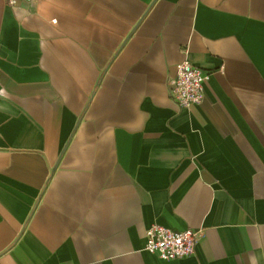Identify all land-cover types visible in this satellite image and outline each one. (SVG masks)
Segmentation results:
<instances>
[{"label":"crops","instance_id":"1","mask_svg":"<svg viewBox=\"0 0 264 264\" xmlns=\"http://www.w3.org/2000/svg\"><path fill=\"white\" fill-rule=\"evenodd\" d=\"M0 264H264V0H0Z\"/></svg>","mask_w":264,"mask_h":264},{"label":"built area","instance_id":"2","mask_svg":"<svg viewBox=\"0 0 264 264\" xmlns=\"http://www.w3.org/2000/svg\"><path fill=\"white\" fill-rule=\"evenodd\" d=\"M12 8L30 5L32 0H5ZM210 73L185 60L176 66L175 75L167 82L169 98L180 108L201 104ZM202 237L201 230L175 231L152 224L144 233V251L165 262L194 255Z\"/></svg>","mask_w":264,"mask_h":264}]
</instances>
